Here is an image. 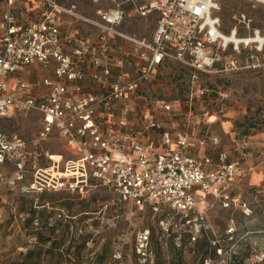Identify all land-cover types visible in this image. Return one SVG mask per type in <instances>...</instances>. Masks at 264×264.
<instances>
[{
  "label": "built area",
  "instance_id": "2783aa9c",
  "mask_svg": "<svg viewBox=\"0 0 264 264\" xmlns=\"http://www.w3.org/2000/svg\"><path fill=\"white\" fill-rule=\"evenodd\" d=\"M29 1L0 0V118L37 112L42 118L41 139L56 132L72 154L65 158L47 153V186L37 182L32 187L82 193L103 186L118 202L135 209L150 206L158 211L168 206L173 213L160 221L163 229L170 232L174 225L192 241L211 240L212 227L198 206L201 200L213 198L224 207L247 208L238 195L248 175L242 161L227 160L225 153L213 158L205 150L204 138L194 139L176 129L162 130L160 142L153 143L151 131L160 128L158 122L140 127L134 117L143 115L139 104L146 100V92L156 91L155 70L169 61L192 71V82L200 73L264 67V30L252 28L251 19L241 14L230 35L239 37V27L248 34L238 44L227 41L217 0H104L110 6L97 10L102 34L93 44L74 47L64 17L77 15L76 4ZM126 15H155L156 22L149 40H137L132 53L118 56L109 52V34L118 33ZM228 50L235 54L227 57ZM140 63L144 67L138 75L127 72ZM35 64L54 72V77L43 79L41 93L21 76ZM197 90L203 93L200 87ZM155 103L167 112L182 110L178 100ZM187 116L198 117L191 109ZM28 160V142L0 131V164L22 171ZM149 232L137 235L144 262L150 256Z\"/></svg>",
  "mask_w": 264,
  "mask_h": 264
},
{
  "label": "rangeland",
  "instance_id": "374dc122",
  "mask_svg": "<svg viewBox=\"0 0 264 264\" xmlns=\"http://www.w3.org/2000/svg\"><path fill=\"white\" fill-rule=\"evenodd\" d=\"M68 1L76 4L77 14L64 17L71 44L95 43L103 29L97 10L110 3ZM217 1L225 34H230L241 14L251 19L252 28L264 30V2ZM154 23L155 15H126L118 33L109 34V52L132 53L137 40L150 39ZM238 30L239 38L248 34L243 28ZM231 54L235 53H225L227 57ZM192 74L175 61L167 62L156 70V91L146 92L141 109L154 114L150 118L160 125L157 133L188 132L194 139L206 140L209 154L225 153L227 160L245 163L248 177L238 190L240 201L247 204L245 210L224 207L213 198L199 200L215 243L202 237L197 241L188 235L182 238L179 234L185 233L174 225L166 232L160 219L167 215V208L154 211L122 205L103 187L85 188L82 193L48 191L43 187L47 186V153L65 158L72 154L56 132L48 140L41 139L39 113L23 112L0 118V131L25 139L29 152L22 171L0 164V264H176L181 258L184 264L202 260L203 264H264V67L200 73L195 82ZM156 99L178 100L182 110L167 112ZM190 109L198 117H188ZM37 182L44 184L42 190L32 187ZM146 229L150 231L148 262L140 259L137 248V235Z\"/></svg>",
  "mask_w": 264,
  "mask_h": 264
},
{
  "label": "crops",
  "instance_id": "0c3cea01",
  "mask_svg": "<svg viewBox=\"0 0 264 264\" xmlns=\"http://www.w3.org/2000/svg\"><path fill=\"white\" fill-rule=\"evenodd\" d=\"M31 1L32 0H30L29 1V3H31ZM27 3V2H26ZM27 5H30V4H28L27 3ZM156 22V21H155ZM154 27H155V23H154ZM154 30V29H153ZM153 32V31H152ZM132 60H133V62L134 61H136V57H133L132 58ZM165 65V64H164ZM164 65H161V66H159L157 69H160L161 67H163ZM144 67V63H140V67L138 68V67H133V68H131V67H129V68H127V72L128 73H130L132 76H136V75H138L139 74V72L141 71V69ZM38 68V69H37ZM35 69L36 70H38V74H36V75H34L33 74V72H35ZM156 69V70H157ZM156 70H155V72H156ZM43 72H45V74H43ZM52 73V75H50V76H48L47 74L48 73ZM53 74H54V72H53V69L52 68H48V69H46V68H43L40 64H35V65H33L32 67H30V68H28L26 71H24L23 73H22V78L25 80V81H27L28 83H32V84H34V92H38V93H41V92H43V91H45V87L43 86V84H42V81H43V79L44 78H46V77H54L53 76ZM13 77H14V74L13 75H10V77H9V84L10 85H12V83H13ZM155 84H157V83H155V80L153 81V86L155 87ZM139 106H141V104H139ZM145 107V106H144ZM141 108V107H140ZM144 111V110H143ZM154 112V111H153ZM160 112V111H159ZM148 116V117H147ZM150 116H154V114L152 113V114H150L149 112H143V115H136L135 117H134V120L139 124V126L141 127V126H144V124H146L147 123V121H150L151 120V118H150ZM145 117H147V118H149L148 120L145 118ZM135 130H139V129H135ZM151 133H152V137H151V141L153 142V143H159L160 142V133H157L154 129L151 131ZM193 144L195 145L196 144V142L195 141H193ZM190 152L192 153V154H195V149H193V148H191L190 149ZM238 160H240V159H238ZM241 161V160H240ZM243 163V162H242ZM243 165H244V167L246 168V166H245V163H243ZM247 177H248V175H247ZM247 177L245 178V179H247Z\"/></svg>",
  "mask_w": 264,
  "mask_h": 264
},
{
  "label": "trees",
  "instance_id": "16d2710c",
  "mask_svg": "<svg viewBox=\"0 0 264 264\" xmlns=\"http://www.w3.org/2000/svg\"><path fill=\"white\" fill-rule=\"evenodd\" d=\"M245 134H247V133H245ZM207 154H209L208 152H207ZM219 153H217L216 155H211V154H209L210 156H212L213 158H216L217 157V155H218ZM98 187H103V186H97V188ZM103 188H105V187H103ZM106 189V188H105ZM107 190V189H106ZM55 192H58V191H55ZM111 193V192H110ZM120 203V202H119ZM122 205H128V206H131L130 204H128V203H121ZM163 207H165V208H167L168 209V213H167V215L166 216H164V217H162V219H160V221L161 220H163V219H165V218H167V217H169V215L170 214H172L173 213V211H172V209L171 208H169L168 206H163ZM145 208H150V209H152V207H150V206H146ZM153 210V209H152ZM173 230V229H172ZM180 235V234H179ZM182 238L184 237V236H187V235H180ZM189 237V236H188ZM202 238H204L205 239V237H202ZM86 241V239L84 240V242ZM204 243L205 244H209V242L207 241V240H204ZM176 264H184V262H183V260H182V258L180 259V260H178L177 261V263ZM200 264H203V260L201 261V263Z\"/></svg>",
  "mask_w": 264,
  "mask_h": 264
},
{
  "label": "bare ground",
  "instance_id": "6f19581e",
  "mask_svg": "<svg viewBox=\"0 0 264 264\" xmlns=\"http://www.w3.org/2000/svg\"><path fill=\"white\" fill-rule=\"evenodd\" d=\"M259 1L264 2V0H259ZM226 39H227V41H233V42H235L237 44L241 42L240 38L238 36H236V35H230V34L229 35H226ZM257 39L258 40H262L261 37H259ZM56 158H58V157H56Z\"/></svg>",
  "mask_w": 264,
  "mask_h": 264
}]
</instances>
